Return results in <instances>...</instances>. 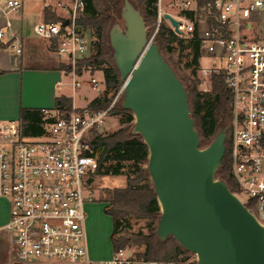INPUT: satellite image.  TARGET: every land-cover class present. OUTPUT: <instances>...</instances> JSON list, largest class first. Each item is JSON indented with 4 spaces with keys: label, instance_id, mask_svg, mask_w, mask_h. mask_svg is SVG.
Here are the masks:
<instances>
[{
    "label": "built area",
    "instance_id": "2783aa9c",
    "mask_svg": "<svg viewBox=\"0 0 264 264\" xmlns=\"http://www.w3.org/2000/svg\"><path fill=\"white\" fill-rule=\"evenodd\" d=\"M156 19L150 41L162 25L175 33L166 13L178 21L183 39L196 37L200 45L199 74L208 81L213 74L224 78L230 94L232 120L226 154L234 193L264 224V39L255 33L253 17L264 10V0H156ZM57 10V20H43L33 27L43 39L56 42V52L67 57L76 79L78 62L88 52L87 29L79 23L85 0L47 2ZM24 0H0V52L9 47L16 54L22 43L14 32L13 17ZM68 23L64 25V21ZM210 59L207 67L201 58ZM99 90V82L90 78ZM79 87L81 83L75 81ZM122 89L102 110L89 107L58 115L40 123L42 133L26 136L20 119H0V198L9 203V216L0 227L13 245L12 260L84 261L85 264H192L186 257L148 260L126 248L113 251L100 263L89 258L87 207L96 200L91 184L98 168L92 147ZM57 112L45 111V119ZM93 179L91 183L88 181Z\"/></svg>",
    "mask_w": 264,
    "mask_h": 264
},
{
    "label": "water",
    "instance_id": "95a60500",
    "mask_svg": "<svg viewBox=\"0 0 264 264\" xmlns=\"http://www.w3.org/2000/svg\"><path fill=\"white\" fill-rule=\"evenodd\" d=\"M164 17L180 33L178 21ZM109 42L123 82L122 107L134 117L131 132L148 146L146 167L161 211L158 237L172 236L197 264H264V224L216 176L229 126L200 146L186 86L150 41L131 0L114 14Z\"/></svg>",
    "mask_w": 264,
    "mask_h": 264
},
{
    "label": "trees",
    "instance_id": "16d2710c",
    "mask_svg": "<svg viewBox=\"0 0 264 264\" xmlns=\"http://www.w3.org/2000/svg\"><path fill=\"white\" fill-rule=\"evenodd\" d=\"M144 18L146 26H150L156 19V0H131ZM86 6L83 14L79 18L82 27L95 29L97 39L92 42L95 53L78 62L77 73L102 67L104 75L105 91H103L90 104L92 110H102L107 108L112 102L113 96L120 90L123 82L120 73L113 60V50L109 44L108 29L111 26L114 14L120 10L123 0H85ZM48 19L57 20L58 17L46 9ZM153 29L149 28V36ZM160 52L166 61L173 67L179 78L186 86L189 96L191 115L195 121V127L200 135V146H207L212 142L216 133L229 126L232 120L230 110V94L226 89L224 78L221 75L213 74L210 77L211 90L202 93L197 87L198 77L191 80L190 77L181 76L177 71L180 59L175 60L173 54L176 49L183 54L189 50L187 56H191V61L187 66H195L193 72L195 77L198 74L200 60V45L196 37L183 39L166 25H162L154 38ZM177 43V47L174 45ZM170 55V56H168ZM69 70V67L66 66ZM113 92V96L109 93ZM73 109L72 99L64 95L57 96L55 106L51 114L45 119L44 110L22 108L20 111V121L23 132L26 136H37L42 133L40 123L44 120L54 121L58 115L68 113ZM113 114H126V119L121 121V127L109 134H102L94 131L92 147L98 158V168L96 175L112 174L125 175L123 168L127 162L134 166L132 175L127 174V185L122 188H114L109 191V204L105 206V212L112 218L113 230L111 242L113 250L126 248L130 245H144L143 252L136 254L148 260H176L185 259L181 255L189 254L172 236L160 239L157 235V224L161 215L157 201V195L147 170L149 150L140 134H133L134 117L130 110L122 107V96L116 101L112 108ZM229 135V131L227 132ZM228 146V137L226 147ZM216 176L223 179L232 191H234V180L230 175V165L227 154L222 160L221 166L216 172ZM145 182V184H143ZM134 216L137 218H147L155 223L149 233H121V226L124 220ZM192 264H197L196 260Z\"/></svg>",
    "mask_w": 264,
    "mask_h": 264
},
{
    "label": "rangeland",
    "instance_id": "374dc122",
    "mask_svg": "<svg viewBox=\"0 0 264 264\" xmlns=\"http://www.w3.org/2000/svg\"><path fill=\"white\" fill-rule=\"evenodd\" d=\"M25 1V8H27V17L25 20V24L27 26H33L36 22L39 21V15L40 9L42 8V5L44 1L46 2H56L57 0H24ZM48 8V7H47ZM50 8L54 9L51 10L55 13L57 16V10L53 6H50ZM59 18V17H58ZM254 26H255V33L257 34L258 38L264 39V10H262L259 13H256V16L253 18ZM113 23V20H112ZM111 23V26H112ZM153 25V24H151ZM150 25V26H151ZM109 26L108 29V39H109V30L111 28ZM148 28V27H147ZM150 28V27H149ZM153 29V28H152ZM87 32V38H88V52L86 54V57L93 55L95 53V48L92 45V42L97 39L95 34V29L88 27ZM110 44V42H109ZM174 45L177 47V43H174ZM111 46V45H110ZM187 53H189V50H186L183 52V54L180 53L178 49L175 50L173 57L175 60L180 59V64L177 66V71L181 76H187L190 77L191 80H194L198 77V83L197 87L202 93H206L209 90V83L208 81L202 79L199 72L197 76L194 75V68L195 66H187V62L191 61V56H187ZM170 56V55H168ZM210 59L206 56H203L201 58V65L203 67H207L210 64ZM200 63V61H199ZM200 65V64H199ZM106 64H103L100 66L106 67ZM97 68L91 71L90 69L83 72L82 75L78 76V80L82 83V87L78 89L77 93H75V101L76 104L79 106L85 105L87 102H90L93 98L98 97L101 93L96 92L90 84V78L95 77L97 81L99 82V85L102 86V92L105 91V84H104V75L102 70H98ZM199 70V67H198ZM72 77L68 76L62 77V84L58 88L61 92H71L72 86ZM121 89V88H120ZM119 92V91H118ZM117 92V93H118ZM86 93L88 95V100L82 99V94ZM109 96H113V92L109 93ZM115 96V95H114ZM113 96V97H114ZM9 98L12 99L11 93H9ZM9 103V99H0V116H5L8 111V105L6 103ZM6 104V105H5ZM126 114H113L107 117L105 124L100 128V133L102 134H109L113 133L117 129L121 127V121L126 119ZM133 164L131 162H127L125 167L123 168V172L125 175H112V174H102V175H96L94 176V181L91 184V188L94 191L96 200L92 203V205H95L96 210L93 212L92 218H89V210L87 209V219H86V229L89 233V243L90 246L94 249H97L98 256H104L107 254L111 249V233L113 230V221L112 218L105 212L104 208L109 204V191L114 188H122L127 185V179L126 175L130 174L132 175L133 171ZM145 184V182H143ZM7 214H8V206L5 200L0 199V222H4L7 220ZM154 222L151 219L147 218H137L134 216H131L123 221L121 226V233L127 234V233H149L151 230V227L154 226ZM88 238V236H87ZM13 245L10 241V237L8 233L5 230L0 229V264H24L17 261L12 260V254H13ZM128 253H137V252H143L145 250L144 245H130L126 247ZM190 257L191 259H194L192 255L186 254L181 255L180 257ZM47 262H61V260H52ZM84 262V261H82ZM63 264H74L73 262L64 261ZM85 263V262H84Z\"/></svg>",
    "mask_w": 264,
    "mask_h": 264
},
{
    "label": "crops",
    "instance_id": "0c3cea01",
    "mask_svg": "<svg viewBox=\"0 0 264 264\" xmlns=\"http://www.w3.org/2000/svg\"><path fill=\"white\" fill-rule=\"evenodd\" d=\"M46 3L47 2L44 1L42 8L38 13V22L43 20H53L47 18L46 9L48 7L52 13H54V9H51L50 6H46ZM27 10L28 9L25 8L24 1V8L21 13L13 17L14 32L22 43V52L20 54H16L14 49L11 47L0 52V99H9V103H6L8 105V111L4 113L6 114L5 116H0V119H20V111L22 108L51 111L55 106L56 97L61 95L71 98L73 107L76 109L88 107L89 104L97 97L93 98L90 102H87L83 106L76 104L75 93H77L78 89L82 87V83L78 80V76H80V74L77 73L75 79L70 73V68L69 70L66 69V66H68V59L67 57L58 55L56 52L55 41L43 39L34 33L33 27L38 22L31 27L25 24L26 17L28 16ZM63 76L72 77V89L70 93L58 90L62 84ZM75 81H79L81 85L76 87L74 85ZM99 87V90H96L93 87L92 88L96 90V92L102 93V86L99 85ZM9 93H11L12 99L9 98ZM81 97L83 100H88V95L86 93L82 94ZM5 202L8 206V220L9 203L6 200ZM87 209L89 210V218H92L93 212L96 210L95 205H92L91 203L88 205ZM7 220L0 222V227L3 226ZM87 236L88 252L91 260L100 263L112 256L114 251L112 242L110 251L104 256H98L97 249L90 246L88 230ZM62 262L64 261H35L28 264H63ZM73 263L85 264L82 261Z\"/></svg>",
    "mask_w": 264,
    "mask_h": 264
}]
</instances>
